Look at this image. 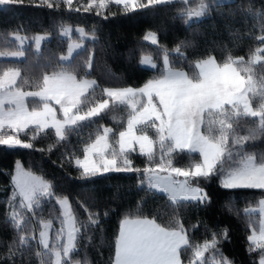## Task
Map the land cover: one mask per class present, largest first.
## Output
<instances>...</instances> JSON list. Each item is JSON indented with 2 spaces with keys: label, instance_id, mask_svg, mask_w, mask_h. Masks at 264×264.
I'll return each instance as SVG.
<instances>
[{
  "label": "snow or ice",
  "instance_id": "1",
  "mask_svg": "<svg viewBox=\"0 0 264 264\" xmlns=\"http://www.w3.org/2000/svg\"><path fill=\"white\" fill-rule=\"evenodd\" d=\"M27 2L95 13L102 21L77 25L79 41L59 54L46 43L68 37L71 23L32 36L22 35L20 26L0 32V146L41 153L62 147L76 166L69 178L84 185L74 204L71 193L17 160L10 194L0 201V230L9 233L0 238V264H238L221 248L230 228L210 227L199 213L214 207L213 184L264 190V151L253 150L255 142L264 143V0ZM16 5L25 0H0V6ZM172 8L182 27L171 46L156 31L144 37L158 53L139 60L142 71L153 73L149 78L139 86H105L95 78L104 21ZM246 38L259 44L247 57L239 54ZM114 109L125 113L113 116L117 126L100 123ZM47 138L53 142L36 147ZM112 173L134 174L136 193L144 195L109 237L105 221L113 209L106 202L122 195L119 185L108 196L95 185ZM148 199L163 201L166 211L146 213ZM222 207L243 215L251 264H264V195L242 213L232 200ZM186 213H195L196 223L186 227ZM201 225L199 241L192 233Z\"/></svg>",
  "mask_w": 264,
  "mask_h": 264
},
{
  "label": "trees",
  "instance_id": "2",
  "mask_svg": "<svg viewBox=\"0 0 264 264\" xmlns=\"http://www.w3.org/2000/svg\"><path fill=\"white\" fill-rule=\"evenodd\" d=\"M112 10L116 11L115 6H113ZM175 11V8H172L154 15L151 12L137 9L127 14H121L116 18H110L109 21H104L101 31L104 47L101 51L100 46H97L98 67L94 73L95 78L105 86H120L123 83L131 84L132 86L142 84L153 73L141 70L142 67H145L139 65L141 56L151 55L158 58L156 46L150 40H145L144 37L149 31H156L160 42L171 46L177 36V27H182L179 20L174 21L172 19ZM61 21L71 23L73 28L69 38L60 37L46 43V48L52 49L57 54L67 52L69 40L79 41L80 34L75 31L77 25L90 27L94 23L101 22L102 17L96 16L95 13H70L66 9L62 12H55L36 4H28L27 0H25V5L23 6H0V32L11 31L20 26L22 35L32 36L35 33H42L46 29L51 30L55 24ZM208 23L210 24L212 21H208ZM202 27L207 28V24L202 25ZM256 35H260L258 29L256 30ZM257 47H259L258 41L246 38L241 44L239 54L247 57L249 52L255 51ZM113 112L110 113L112 114ZM110 113L105 115L100 123L113 126L114 123L110 119ZM72 139L73 143L77 140L76 137ZM52 142V138L39 139L36 147L46 148ZM253 150L258 153L264 151V143L255 142ZM64 152L65 149L62 147L53 149L51 153H41L36 150L10 149L0 146V201H3L10 194L11 177L9 173L14 171L16 161L19 160L25 169H30L38 175L54 180L58 185V191L64 194L71 193L70 198L75 204V197L84 185L81 181L69 178V173H71L72 177H76L77 171L74 162L69 164L64 159ZM137 163L139 164L140 161L137 160ZM133 176L134 174L132 173H112L109 179L100 178L95 185L105 196L114 194L116 186L119 185V191L122 195V199L106 202L110 203L113 209L105 221V228L109 237L117 230L120 217L130 209H134L140 196L144 195L143 193L137 195ZM5 188H7V191L4 190ZM210 190L215 201L214 207L210 210L201 211L199 213L200 219L205 221L210 227H216L217 225L221 227L228 226L230 228V240L225 241L221 245L222 251L235 259L238 264L239 262L251 264L246 240L251 230L247 228L242 214L237 217L234 213L222 207V205L226 200H232L242 213V210L249 204L252 207L257 205V202L264 195V190H225L219 188L218 184H213ZM162 206L163 201L148 199L145 212L147 213L158 207L162 211H166ZM3 207L4 205L0 203V212H2ZM101 210H106V208ZM186 216L188 217L186 219V227L196 223L195 213H186ZM254 218L259 221V214L255 212ZM192 234L196 240L202 241L205 236L203 225L193 230ZM8 236L9 233L0 230V238L7 239ZM107 256L108 251L105 249V260ZM92 258H97L95 252H92Z\"/></svg>",
  "mask_w": 264,
  "mask_h": 264
},
{
  "label": "rangeland",
  "instance_id": "3",
  "mask_svg": "<svg viewBox=\"0 0 264 264\" xmlns=\"http://www.w3.org/2000/svg\"><path fill=\"white\" fill-rule=\"evenodd\" d=\"M72 32V31H71ZM71 33L69 34L68 38L70 37ZM75 42H78V41H74V40H69L68 44L69 43H75ZM111 114V113H110ZM116 116L117 120L122 116V115H125V113H123V111L121 109H114V112L111 114L110 116V119H112L114 125L111 126V127H116L117 126V120H114L113 119V116ZM15 167H16V164H15ZM15 170V168H14ZM253 207H256V206H253ZM256 213L259 214V212L257 211Z\"/></svg>",
  "mask_w": 264,
  "mask_h": 264
}]
</instances>
